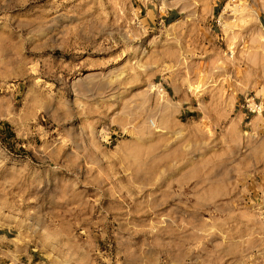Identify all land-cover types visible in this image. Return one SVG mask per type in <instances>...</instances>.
I'll return each mask as SVG.
<instances>
[{
    "label": "rangeland",
    "instance_id": "1",
    "mask_svg": "<svg viewBox=\"0 0 264 264\" xmlns=\"http://www.w3.org/2000/svg\"><path fill=\"white\" fill-rule=\"evenodd\" d=\"M0 264H264V0H0Z\"/></svg>",
    "mask_w": 264,
    "mask_h": 264
},
{
    "label": "crops",
    "instance_id": "2",
    "mask_svg": "<svg viewBox=\"0 0 264 264\" xmlns=\"http://www.w3.org/2000/svg\"><path fill=\"white\" fill-rule=\"evenodd\" d=\"M169 15H171V14H169ZM169 17V16H168Z\"/></svg>",
    "mask_w": 264,
    "mask_h": 264
}]
</instances>
